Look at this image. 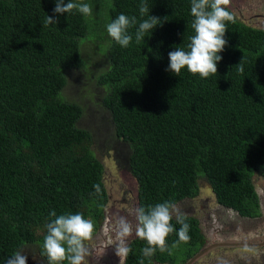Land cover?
I'll return each mask as SVG.
<instances>
[{"label": "trees", "instance_id": "1", "mask_svg": "<svg viewBox=\"0 0 264 264\" xmlns=\"http://www.w3.org/2000/svg\"><path fill=\"white\" fill-rule=\"evenodd\" d=\"M74 2L89 4L92 15L54 13L55 0H0V264L28 246L49 264L42 245L46 225L55 219L52 210L57 216L81 213L93 221L94 232L104 219V166L92 131L79 125L84 106L64 94L70 70L87 72L88 42L98 50L89 76L108 113L106 147L126 146L137 207L194 198L204 179L219 205L241 217L258 216L252 178L264 176V28L234 16L218 72L201 78L184 68L177 76L166 70L168 53L186 49L194 34L191 0H146L149 14L162 23L140 43L136 26L130 28L133 41L126 48L106 25L121 13L146 19L141 0ZM107 3L104 23L97 6ZM47 15L59 22L45 25ZM98 23L103 32L91 34ZM241 59L242 73L236 66ZM185 216L187 242L173 232L169 251L143 258L147 242L134 236L122 264L138 258L184 264L205 245L198 220ZM172 224L178 231L175 219Z\"/></svg>", "mask_w": 264, "mask_h": 264}, {"label": "rangeland", "instance_id": "2", "mask_svg": "<svg viewBox=\"0 0 264 264\" xmlns=\"http://www.w3.org/2000/svg\"><path fill=\"white\" fill-rule=\"evenodd\" d=\"M97 9L105 23L108 3L98 5ZM228 9L239 20L264 28V0H230ZM97 32H103L102 24L98 23L91 29V34ZM83 56L87 59V72L80 74L78 70H70L64 94L85 108L79 125L92 131L96 156L104 166L103 182L108 194L104 219L94 232L93 239L86 242L91 255L86 257L84 264H122L124 258L120 259L115 254L116 241L112 224L120 215L132 219L130 213L137 207V185L126 167V146L118 143V150L106 147L110 139L107 137L108 113L100 106L98 89L90 82L89 76L94 71L92 65L96 66L99 61L97 47L91 42L84 44ZM252 180L258 194L260 211L258 216L252 218L241 217L219 205L204 179L199 182L197 196L176 203L184 214L198 220L205 239L203 248L213 243H224L207 250L189 264H219L221 260H226L228 264H264V176L256 174ZM21 251L28 256L27 264H45L34 246L25 247Z\"/></svg>", "mask_w": 264, "mask_h": 264}, {"label": "clouds", "instance_id": "3", "mask_svg": "<svg viewBox=\"0 0 264 264\" xmlns=\"http://www.w3.org/2000/svg\"><path fill=\"white\" fill-rule=\"evenodd\" d=\"M54 13H72L78 11L84 16L92 15V7L87 3L69 0H55ZM230 0H191V15L194 17L191 24L194 34L189 37L187 48L176 47L168 53L169 65L166 69L180 76L181 70H187L193 75L199 74L201 78H208L218 72L217 62L222 59L220 53L224 50L228 41L225 39L227 22H235L234 14L228 10ZM146 0H141L139 12L141 17L147 16L141 21L136 16H127L123 13L106 25L108 35L121 47H128L133 41L130 28L136 26L135 41L140 43L145 39L146 33L151 32L162 22L160 18L149 14ZM58 19L47 15L44 24H57ZM138 25V26H137ZM239 72H243V60L236 65ZM97 194L100 186L94 185ZM55 217L46 225L47 233L43 241V250L49 264H84L86 257L91 255L86 242L93 239L95 225L91 219H86L81 213H67L57 216L55 210L49 213ZM132 219L120 215L112 224L115 235V254L120 258H126L132 249L129 238L135 237L145 240L147 246L141 250L143 258H151L157 249L161 252L169 251L167 237L176 232L181 241L187 242L190 225L186 222V216L176 204L165 201L147 207H134L130 213ZM175 219L180 225L177 229L172 224ZM138 258L137 264H144V259ZM28 256L17 250L10 256L5 264H27ZM219 264H228L221 260Z\"/></svg>", "mask_w": 264, "mask_h": 264}, {"label": "water", "instance_id": "4", "mask_svg": "<svg viewBox=\"0 0 264 264\" xmlns=\"http://www.w3.org/2000/svg\"><path fill=\"white\" fill-rule=\"evenodd\" d=\"M224 243L218 242V243H213L209 246H206L205 248L201 249L199 252H197L194 256H192L190 259L187 260V262L185 264H189L191 263L193 260H195L197 257H199L200 255H202L204 252H206L207 250L216 247V246H220L223 245Z\"/></svg>", "mask_w": 264, "mask_h": 264}, {"label": "flooded vegetation", "instance_id": "5", "mask_svg": "<svg viewBox=\"0 0 264 264\" xmlns=\"http://www.w3.org/2000/svg\"><path fill=\"white\" fill-rule=\"evenodd\" d=\"M246 218H248V217H246ZM205 248V247H204ZM203 249V248H202Z\"/></svg>", "mask_w": 264, "mask_h": 264}]
</instances>
